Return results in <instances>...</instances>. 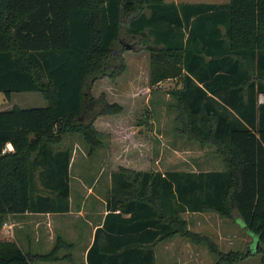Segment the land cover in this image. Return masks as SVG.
I'll return each mask as SVG.
<instances>
[{
    "label": "trees",
    "instance_id": "1",
    "mask_svg": "<svg viewBox=\"0 0 264 264\" xmlns=\"http://www.w3.org/2000/svg\"><path fill=\"white\" fill-rule=\"evenodd\" d=\"M137 46L150 54L151 90L182 77V87L172 90L184 115L181 129L215 144L224 168L113 172L114 183L126 181L135 191L116 199L104 227L121 218L122 231L145 230L140 238L150 244H96L89 261L155 264L152 243L181 235L208 246L219 264H233L248 252H223L192 231L184 214L212 211L226 218L237 211L257 235L264 264V0H0V93L37 91L47 101L0 110V264L58 259L56 249L25 252L3 237L2 227L13 213L70 211L73 152L57 146L75 132L92 149L100 145L95 122L115 118L124 107L104 92L95 96L92 87L122 75L126 63L116 51ZM8 143L13 149L3 152Z\"/></svg>",
    "mask_w": 264,
    "mask_h": 264
},
{
    "label": "rangeland",
    "instance_id": "2",
    "mask_svg": "<svg viewBox=\"0 0 264 264\" xmlns=\"http://www.w3.org/2000/svg\"><path fill=\"white\" fill-rule=\"evenodd\" d=\"M171 1V0H166ZM188 2L228 3L229 0H180ZM137 44V43H136ZM117 50L126 63L122 75L111 80L99 79L92 87L95 96L104 92L110 102H118L124 111L112 118L95 122L102 132L96 148L77 132L68 133L57 146L72 150V181L77 177L108 178L113 166H148L153 171H208L224 168L217 146L202 142L181 129L184 116L172 90L182 87V77L167 79L150 89V54L144 49ZM46 99L37 91L0 93V110L42 107ZM145 124H139V119ZM144 122V121H143ZM184 128V127H183ZM139 155L138 157L136 155ZM38 182V179L36 180ZM192 231L209 236L223 252H248L233 264H263V253H257V235L248 230L237 211L231 217L218 213L184 214ZM3 237L9 235L2 227ZM159 264H219L218 258L203 243H193L181 235L168 239L159 248ZM227 264V263H220Z\"/></svg>",
    "mask_w": 264,
    "mask_h": 264
},
{
    "label": "crops",
    "instance_id": "3",
    "mask_svg": "<svg viewBox=\"0 0 264 264\" xmlns=\"http://www.w3.org/2000/svg\"><path fill=\"white\" fill-rule=\"evenodd\" d=\"M121 167L135 171L150 170L148 166H113L108 178H101L99 172V177L95 179L87 180L84 179L85 177H77L72 181L71 168L70 211L65 213L9 214L3 225L9 235L8 239L15 240L25 252L32 254H46L54 249L57 250L58 259L53 261L35 260L33 264H92L88 254L96 244L100 249L103 247L112 249L118 245L124 246L126 242H129L131 247L137 246L146 249L150 244L147 243L149 238H140L142 231L145 230L122 231L120 228L123 222L118 217L109 222L110 228L104 227L106 216L109 214L110 208H114L116 199L129 197L135 191H132V186H125L128 185L126 181L114 183L112 173ZM113 212L119 213L120 209ZM121 215L129 217L131 212H122ZM166 241L168 240L152 243L155 250V264H159L157 263L159 248ZM99 258L98 254H95L92 260L98 262Z\"/></svg>",
    "mask_w": 264,
    "mask_h": 264
},
{
    "label": "built area",
    "instance_id": "4",
    "mask_svg": "<svg viewBox=\"0 0 264 264\" xmlns=\"http://www.w3.org/2000/svg\"><path fill=\"white\" fill-rule=\"evenodd\" d=\"M10 149H13V146H12L11 143H8V144L6 145V147L3 149V152H6V151H8V150H10Z\"/></svg>",
    "mask_w": 264,
    "mask_h": 264
},
{
    "label": "water",
    "instance_id": "5",
    "mask_svg": "<svg viewBox=\"0 0 264 264\" xmlns=\"http://www.w3.org/2000/svg\"><path fill=\"white\" fill-rule=\"evenodd\" d=\"M130 48V47H129Z\"/></svg>",
    "mask_w": 264,
    "mask_h": 264
}]
</instances>
